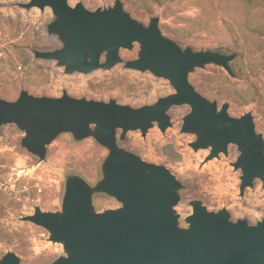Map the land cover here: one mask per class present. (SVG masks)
Returning <instances> with one entry per match:
<instances>
[{
    "label": "rangeland",
    "instance_id": "1",
    "mask_svg": "<svg viewBox=\"0 0 264 264\" xmlns=\"http://www.w3.org/2000/svg\"><path fill=\"white\" fill-rule=\"evenodd\" d=\"M30 0H0V99L15 100L21 90L34 96H61L108 101L139 107L154 103L173 92L167 79L149 71L127 69L123 62L136 57L138 44L119 52L123 62L90 73L66 74L56 61L36 58L33 50H54L62 46L47 25L55 19L51 8H25ZM86 9L112 6L115 0H66ZM137 21L147 25L158 17V27L181 48L220 50L235 53L234 74L206 64L194 68L188 81L217 108L228 104L230 116H253L255 130L264 141V0H120ZM104 56L101 57V61ZM229 63V64H230ZM190 112L186 104L168 110L170 125L162 131L154 122L144 135L128 130L123 138L116 130L115 144L141 160L167 169L179 182L177 200L171 210L178 226L187 228L185 218L199 203L206 210H226L231 221L246 219L249 225L264 221V188L255 178L252 186L240 190L241 170L235 169L239 151L228 144L227 153L208 159L210 147L194 149L198 133L181 132L182 118ZM92 132V130H91ZM76 138L61 131L45 146L39 159L21 146L25 135L14 123L0 126V262L13 253L20 264H52L69 252L41 226L25 220L36 210L60 213L67 179L80 178L92 190L93 212L114 209L121 204L114 197L93 189L104 177L102 164L108 148L92 133ZM171 145L180 154L173 160L161 152Z\"/></svg>",
    "mask_w": 264,
    "mask_h": 264
},
{
    "label": "water",
    "instance_id": "2",
    "mask_svg": "<svg viewBox=\"0 0 264 264\" xmlns=\"http://www.w3.org/2000/svg\"><path fill=\"white\" fill-rule=\"evenodd\" d=\"M25 8H51L55 19L47 25L62 46L49 51L33 50L36 58L54 60L66 74H87L108 70L123 62L121 49L138 44L137 57L124 67L149 71L167 79L173 92L154 103L132 107L108 101L61 96H34L21 90L15 100L0 99V126L14 123L25 135L21 146L44 158L45 146L61 131L76 138L92 135L108 148L102 164L104 177L93 188L114 197L120 206L93 212L91 188L71 176L60 213L36 210L24 219L43 227L53 242H61L69 252L52 264H264V221L249 225L246 219L231 221L226 210L212 212L199 203L185 218L187 228L178 226L171 207L177 200L179 182L164 167L147 163L115 144L117 129L123 138L128 130L144 135L155 122L164 131L170 125L168 110L186 104L190 112L182 118L181 132L198 133L191 145L196 150L210 147L208 159L227 153L236 145L239 155L233 163L241 170L240 190L252 186L255 178L264 188V141L255 130L250 112L233 117L228 104L217 108L199 94L188 81L194 68L214 64L233 75L229 63L235 54L181 48L162 35L158 17L149 23L132 18L120 0L112 6L86 9L66 0H30ZM104 60L101 62V55ZM0 264H20L7 253Z\"/></svg>",
    "mask_w": 264,
    "mask_h": 264
},
{
    "label": "trees",
    "instance_id": "3",
    "mask_svg": "<svg viewBox=\"0 0 264 264\" xmlns=\"http://www.w3.org/2000/svg\"><path fill=\"white\" fill-rule=\"evenodd\" d=\"M154 1L157 2V3H159L161 0H154ZM244 1H246L248 3V2H251L252 0H244ZM35 50H37V49H35ZM216 51L219 52V53H221V54H226V53H224L223 51H220V50H216ZM229 65H230V68L232 70V73L234 74V69H233L234 66H232L233 64L230 63ZM161 152L165 156H167V157H169V158H171L173 160H178L179 157H180V154L178 152H176L175 150H173V148H172L171 145H163L161 147Z\"/></svg>",
    "mask_w": 264,
    "mask_h": 264
},
{
    "label": "flooded vegetation",
    "instance_id": "4",
    "mask_svg": "<svg viewBox=\"0 0 264 264\" xmlns=\"http://www.w3.org/2000/svg\"><path fill=\"white\" fill-rule=\"evenodd\" d=\"M119 52H120V51H119ZM102 56H104V53L101 55V57H102ZM136 57H137V54H136ZM136 57H135V58H136ZM133 59H134V58H133ZM128 60H130V59H128ZM100 61H101V58H100ZM101 62H102V61H101ZM120 63H121V62H120ZM117 64H118V63H117ZM115 65H116V64H115ZM123 65H124V63H123ZM127 69H128V68H127Z\"/></svg>",
    "mask_w": 264,
    "mask_h": 264
}]
</instances>
